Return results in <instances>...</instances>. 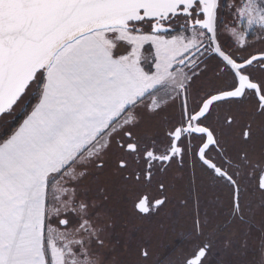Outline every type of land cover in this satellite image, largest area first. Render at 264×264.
Masks as SVG:
<instances>
[{
    "label": "snow or ice",
    "instance_id": "1",
    "mask_svg": "<svg viewBox=\"0 0 264 264\" xmlns=\"http://www.w3.org/2000/svg\"><path fill=\"white\" fill-rule=\"evenodd\" d=\"M0 129V264H123L114 192L158 216L189 169L180 264H264V0H0Z\"/></svg>",
    "mask_w": 264,
    "mask_h": 264
},
{
    "label": "flooded vegetation",
    "instance_id": "2",
    "mask_svg": "<svg viewBox=\"0 0 264 264\" xmlns=\"http://www.w3.org/2000/svg\"><path fill=\"white\" fill-rule=\"evenodd\" d=\"M225 42L229 43L230 41L226 39ZM248 107L250 109V105ZM239 131L240 129H236L237 133ZM190 177L191 169L185 173V179L178 182L177 187L171 193L174 197L173 202L169 204L165 212L158 216H142L133 209L131 201L135 198L138 189L131 188L127 192H114L112 207L116 210L114 218L117 224L113 238L121 241L122 249L117 253V256L118 259L123 261V264H173L176 262L180 264L183 256L190 252L192 248L190 233L193 216L198 207L203 212L206 206L204 201L215 192H219L218 188L213 189L209 185L208 178L203 173L197 172L196 177H191V183H189ZM102 179L110 191L118 187L112 183L115 178L112 176L111 170ZM251 183L255 185L256 179L253 178ZM149 194L156 195L154 186L149 189ZM259 195L258 192H254L251 194V199L258 200ZM198 197L199 204H197ZM185 200L188 201L187 207L183 204ZM220 211L222 215L219 219H223L227 215V208L222 207ZM255 224L256 229H259V216L256 217ZM225 237H231L234 243H238L240 232L236 226H229L213 238V260L223 252ZM255 242L258 245L259 242L254 231L252 237L253 247H255ZM141 248L151 252L149 260H140Z\"/></svg>",
    "mask_w": 264,
    "mask_h": 264
},
{
    "label": "rangeland",
    "instance_id": "3",
    "mask_svg": "<svg viewBox=\"0 0 264 264\" xmlns=\"http://www.w3.org/2000/svg\"><path fill=\"white\" fill-rule=\"evenodd\" d=\"M146 47H147V46H146ZM2 132H4V129H0V133H2ZM254 244H255V247H256L257 243L255 242ZM257 246H258V245H257ZM173 264H179V263L176 262V263H173Z\"/></svg>",
    "mask_w": 264,
    "mask_h": 264
},
{
    "label": "trees",
    "instance_id": "4",
    "mask_svg": "<svg viewBox=\"0 0 264 264\" xmlns=\"http://www.w3.org/2000/svg\"><path fill=\"white\" fill-rule=\"evenodd\" d=\"M20 122V120L18 119L17 121H16V123L18 124ZM3 133V132H2Z\"/></svg>",
    "mask_w": 264,
    "mask_h": 264
}]
</instances>
